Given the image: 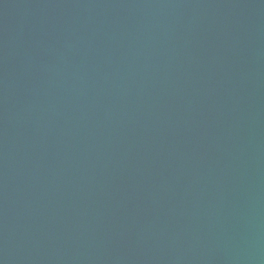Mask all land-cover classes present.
I'll list each match as a JSON object with an SVG mask.
<instances>
[{
	"label": "water",
	"instance_id": "obj_1",
	"mask_svg": "<svg viewBox=\"0 0 264 264\" xmlns=\"http://www.w3.org/2000/svg\"><path fill=\"white\" fill-rule=\"evenodd\" d=\"M0 264H264V0H0Z\"/></svg>",
	"mask_w": 264,
	"mask_h": 264
}]
</instances>
